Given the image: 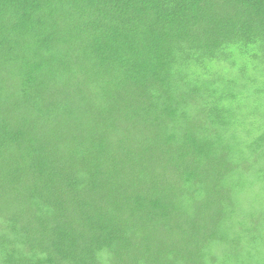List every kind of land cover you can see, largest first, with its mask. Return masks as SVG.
<instances>
[{
	"label": "trees",
	"instance_id": "trees-1",
	"mask_svg": "<svg viewBox=\"0 0 264 264\" xmlns=\"http://www.w3.org/2000/svg\"><path fill=\"white\" fill-rule=\"evenodd\" d=\"M263 163L264 0H0V264H264Z\"/></svg>",
	"mask_w": 264,
	"mask_h": 264
},
{
	"label": "rangeland",
	"instance_id": "rangeland-1",
	"mask_svg": "<svg viewBox=\"0 0 264 264\" xmlns=\"http://www.w3.org/2000/svg\"><path fill=\"white\" fill-rule=\"evenodd\" d=\"M264 164V163H263ZM255 189L252 188L250 191V194H248L246 200L240 201L238 212L241 214H256L259 210H261V217L264 216V190L262 191L261 195L252 196L253 191ZM245 201L248 202V205L253 203L254 207L250 208V210L247 209V206L245 204Z\"/></svg>",
	"mask_w": 264,
	"mask_h": 264
},
{
	"label": "bare ground",
	"instance_id": "bare-ground-1",
	"mask_svg": "<svg viewBox=\"0 0 264 264\" xmlns=\"http://www.w3.org/2000/svg\"><path fill=\"white\" fill-rule=\"evenodd\" d=\"M227 140V139H226ZM243 144V143H242Z\"/></svg>",
	"mask_w": 264,
	"mask_h": 264
}]
</instances>
